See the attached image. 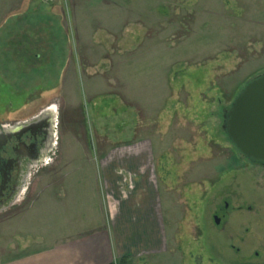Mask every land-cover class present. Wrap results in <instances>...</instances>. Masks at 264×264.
I'll use <instances>...</instances> for the list:
<instances>
[{"label": "rangeland", "instance_id": "1", "mask_svg": "<svg viewBox=\"0 0 264 264\" xmlns=\"http://www.w3.org/2000/svg\"><path fill=\"white\" fill-rule=\"evenodd\" d=\"M262 74L264 0H0V120L60 116L53 164L0 214V262L87 226L105 188L135 206L149 176L169 245L140 264H264V165L222 130Z\"/></svg>", "mask_w": 264, "mask_h": 264}, {"label": "crops", "instance_id": "2", "mask_svg": "<svg viewBox=\"0 0 264 264\" xmlns=\"http://www.w3.org/2000/svg\"><path fill=\"white\" fill-rule=\"evenodd\" d=\"M106 180L103 176L102 182ZM142 180V188L134 192L135 206L130 201L119 205L109 202L107 206L105 196L109 194L116 201V189L111 188L114 190L108 193L105 188L104 206L92 220H87V226L77 228L68 224L67 231L60 235L53 232L36 237L23 232L26 237L20 239L19 250L1 259L0 264H113L121 259H127L128 264H140L166 253L169 240L167 244L160 203L155 194L156 181L149 176ZM63 191L65 188L57 192L56 200H51L50 204L46 201L44 205L50 207L52 216L56 212L58 215L65 213L64 205L59 203ZM40 206L31 212L35 218ZM66 209H69L67 212L75 211L74 207ZM22 229L20 227L19 231L22 232ZM32 245H36L35 249L27 251Z\"/></svg>", "mask_w": 264, "mask_h": 264}, {"label": "flooded vegetation", "instance_id": "3", "mask_svg": "<svg viewBox=\"0 0 264 264\" xmlns=\"http://www.w3.org/2000/svg\"><path fill=\"white\" fill-rule=\"evenodd\" d=\"M59 107L0 120V214L25 201L31 180L53 164L59 146Z\"/></svg>", "mask_w": 264, "mask_h": 264}, {"label": "water", "instance_id": "4", "mask_svg": "<svg viewBox=\"0 0 264 264\" xmlns=\"http://www.w3.org/2000/svg\"><path fill=\"white\" fill-rule=\"evenodd\" d=\"M223 118L222 130L238 152L264 165V74L243 88ZM219 222L215 217V223Z\"/></svg>", "mask_w": 264, "mask_h": 264}, {"label": "trees", "instance_id": "5", "mask_svg": "<svg viewBox=\"0 0 264 264\" xmlns=\"http://www.w3.org/2000/svg\"><path fill=\"white\" fill-rule=\"evenodd\" d=\"M113 264H128V260L127 259H121L119 262L113 263Z\"/></svg>", "mask_w": 264, "mask_h": 264}]
</instances>
